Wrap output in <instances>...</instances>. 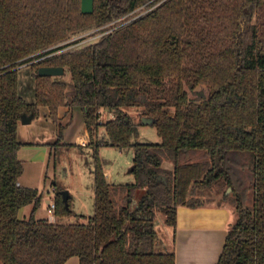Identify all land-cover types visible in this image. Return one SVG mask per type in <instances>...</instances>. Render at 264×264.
<instances>
[{
    "label": "trees",
    "instance_id": "1",
    "mask_svg": "<svg viewBox=\"0 0 264 264\" xmlns=\"http://www.w3.org/2000/svg\"><path fill=\"white\" fill-rule=\"evenodd\" d=\"M91 29L100 38L83 43ZM27 64L35 104L19 94ZM64 106L81 109L95 154L134 152L131 184H110L96 158L86 224L37 220L42 194L19 185L22 117L47 107L58 122ZM105 112L114 118L100 123ZM143 118L160 143L133 141ZM213 194L236 216L216 264H264V0H94L90 15L81 0H0L1 264H176L157 250V217L176 230L180 207H209ZM70 201L56 195L57 217L73 215Z\"/></svg>",
    "mask_w": 264,
    "mask_h": 264
},
{
    "label": "crops",
    "instance_id": "2",
    "mask_svg": "<svg viewBox=\"0 0 264 264\" xmlns=\"http://www.w3.org/2000/svg\"><path fill=\"white\" fill-rule=\"evenodd\" d=\"M35 89L36 81L31 68L20 70L19 94L27 104H35ZM105 114L110 116L107 112ZM17 134L19 141L23 143L18 154L24 166L22 176L26 168H35L42 175L41 169L51 159L53 144L87 148L90 143L81 109L72 106L59 108L58 122L50 118V110L47 107H40L39 116L33 119L31 124L19 123ZM32 177L36 179L38 175L33 174ZM105 177L108 181L107 173ZM19 185L34 189L22 179ZM69 194L72 199L70 192ZM50 202L52 200H46L48 212ZM24 209L19 212L21 219L25 217ZM235 219V213L228 205L198 209L180 207L177 211V229H173L169 238L172 241V249L168 252H175L176 264H216L223 251L229 227ZM65 264L80 263L78 258H71Z\"/></svg>",
    "mask_w": 264,
    "mask_h": 264
},
{
    "label": "rangeland",
    "instance_id": "3",
    "mask_svg": "<svg viewBox=\"0 0 264 264\" xmlns=\"http://www.w3.org/2000/svg\"><path fill=\"white\" fill-rule=\"evenodd\" d=\"M99 30L91 29L84 33L82 35V37H84L83 43L97 41L101 36V34H98V32H100ZM30 68V64H27L21 67L20 70ZM62 80L67 83H71L70 73L67 72L65 76L62 77ZM190 95L191 98H195L193 94ZM78 109L80 108L78 107ZM130 114L137 121L140 120L141 114L135 110H131ZM108 119H110V117L103 113L102 123L106 122ZM99 138H106L103 128L100 129ZM133 141L151 144L160 143L161 139L158 136L155 127L143 125L139 127ZM52 149L51 159L41 169L42 175L39 174V171L35 168H26V172L21 178L28 185H32L33 188L39 191L43 196L41 207L35 214V218L37 220L47 219L51 223L58 222L62 225L88 223L89 219L95 214L94 171L96 168L97 157L102 165L104 174L107 173L109 176L108 182L110 184L124 185L134 182V177L130 174L134 158V152L132 149L121 151L116 148L101 147L96 154L94 152V148L90 146L87 148H79L53 144ZM165 168H172V163L166 162ZM33 174L38 175V178L34 179L32 177ZM32 180H34V182H32ZM53 189L55 192H53ZM63 191L70 192L73 197L70 201L73 215L60 218L56 216L55 211L54 213L48 212L46 200H52L55 202L56 195ZM230 193L231 192H229V194ZM119 199V206L123 205L124 200H122V198ZM206 202L209 203L210 206H216L218 204L228 205L227 202H224L221 199V196L215 194H213V196ZM24 210L26 213L23 218H28L31 214L32 207L28 206ZM156 230L158 233L157 250L159 252H168V250L172 249V241L169 238L173 234V228L165 224L162 216H158L156 221Z\"/></svg>",
    "mask_w": 264,
    "mask_h": 264
},
{
    "label": "water",
    "instance_id": "4",
    "mask_svg": "<svg viewBox=\"0 0 264 264\" xmlns=\"http://www.w3.org/2000/svg\"><path fill=\"white\" fill-rule=\"evenodd\" d=\"M81 12L83 14L90 15L94 12V0H81ZM65 74V71L62 67H41L39 68L38 75L40 77H52V78H57V77H62ZM33 120V117H27L23 116L21 119V123L23 125H29L31 124ZM143 125H153V120L150 118H143L142 119ZM230 190L228 191V193ZM61 195L63 197L64 203L67 205L68 199L70 197V194L68 191H63L61 192Z\"/></svg>",
    "mask_w": 264,
    "mask_h": 264
},
{
    "label": "built area",
    "instance_id": "5",
    "mask_svg": "<svg viewBox=\"0 0 264 264\" xmlns=\"http://www.w3.org/2000/svg\"><path fill=\"white\" fill-rule=\"evenodd\" d=\"M110 116V119H113L114 118V116L112 115V114H109ZM100 123H102V117L100 118ZM55 209H56V204H55V202H50V209H49V213H54V211H55Z\"/></svg>",
    "mask_w": 264,
    "mask_h": 264
}]
</instances>
